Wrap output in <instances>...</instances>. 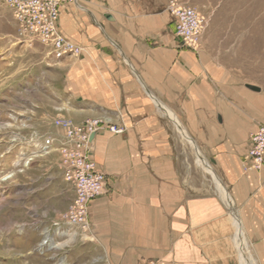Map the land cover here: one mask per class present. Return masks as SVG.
<instances>
[{
    "label": "crops",
    "instance_id": "obj_1",
    "mask_svg": "<svg viewBox=\"0 0 264 264\" xmlns=\"http://www.w3.org/2000/svg\"><path fill=\"white\" fill-rule=\"evenodd\" d=\"M168 2L79 0L61 12L59 28L81 52L48 54L47 119L101 118L124 132L93 137L107 181L90 203L89 230L54 233L80 249L77 264H264V166L245 168L264 93L234 74L207 34L184 46ZM192 151L224 194L201 193Z\"/></svg>",
    "mask_w": 264,
    "mask_h": 264
},
{
    "label": "rangeland",
    "instance_id": "obj_2",
    "mask_svg": "<svg viewBox=\"0 0 264 264\" xmlns=\"http://www.w3.org/2000/svg\"><path fill=\"white\" fill-rule=\"evenodd\" d=\"M160 1L168 0H154ZM182 1L205 19L201 40L212 38L234 74L264 93V0ZM48 56L39 42L19 36L11 9L0 0V264H77L83 258L54 233L67 226L61 215L74 190L64 178L58 144L44 148L54 133V119H47ZM186 157L202 194H224L214 168L209 172L194 151Z\"/></svg>",
    "mask_w": 264,
    "mask_h": 264
},
{
    "label": "built area",
    "instance_id": "obj_3",
    "mask_svg": "<svg viewBox=\"0 0 264 264\" xmlns=\"http://www.w3.org/2000/svg\"><path fill=\"white\" fill-rule=\"evenodd\" d=\"M13 13L19 36L26 42L37 41L49 55L61 58L66 54H79L76 46L59 28L63 8L79 0H3ZM168 10L174 17L175 35L184 46L196 48L205 27V19L193 6L182 0H169ZM53 124L60 128L61 138L48 137L44 148L55 143L60 155L65 180L73 186L74 197L61 215L63 224L88 231L90 203L106 190V174L99 169L91 155L93 138L97 132L108 128L121 134L124 128L108 124L101 118L77 123L58 117ZM247 168L259 170L264 166V125L251 137L247 151ZM61 227V226H59ZM58 227V228H59ZM144 264H159L150 260Z\"/></svg>",
    "mask_w": 264,
    "mask_h": 264
},
{
    "label": "bare ground",
    "instance_id": "obj_4",
    "mask_svg": "<svg viewBox=\"0 0 264 264\" xmlns=\"http://www.w3.org/2000/svg\"><path fill=\"white\" fill-rule=\"evenodd\" d=\"M9 177H10V176L5 177L4 180H6V179L9 178ZM215 179H216V178H215ZM220 186H221V184H220ZM244 260H246V264H255L254 261H253L252 259H250V258H248V260L245 258Z\"/></svg>",
    "mask_w": 264,
    "mask_h": 264
},
{
    "label": "water",
    "instance_id": "obj_5",
    "mask_svg": "<svg viewBox=\"0 0 264 264\" xmlns=\"http://www.w3.org/2000/svg\"><path fill=\"white\" fill-rule=\"evenodd\" d=\"M250 88H252V86H249ZM94 137V135L92 136V138Z\"/></svg>",
    "mask_w": 264,
    "mask_h": 264
}]
</instances>
